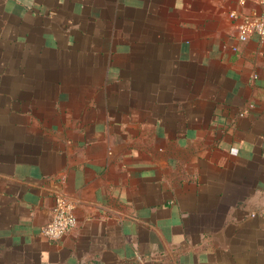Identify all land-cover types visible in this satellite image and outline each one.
<instances>
[{
    "label": "crops",
    "instance_id": "1",
    "mask_svg": "<svg viewBox=\"0 0 264 264\" xmlns=\"http://www.w3.org/2000/svg\"><path fill=\"white\" fill-rule=\"evenodd\" d=\"M254 8L0 0V264H264V41L229 17Z\"/></svg>",
    "mask_w": 264,
    "mask_h": 264
},
{
    "label": "built area",
    "instance_id": "2",
    "mask_svg": "<svg viewBox=\"0 0 264 264\" xmlns=\"http://www.w3.org/2000/svg\"><path fill=\"white\" fill-rule=\"evenodd\" d=\"M239 7L253 4L255 8L246 12H231L229 17L237 27V39L244 42L251 37L264 41V0H236ZM75 205L65 196L56 199L49 223L41 235L50 242H56L68 235L76 227Z\"/></svg>",
    "mask_w": 264,
    "mask_h": 264
}]
</instances>
